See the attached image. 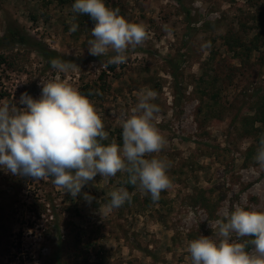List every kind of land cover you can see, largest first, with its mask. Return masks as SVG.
Returning <instances> with one entry per match:
<instances>
[{
	"label": "rangeland",
	"instance_id": "obj_1",
	"mask_svg": "<svg viewBox=\"0 0 264 264\" xmlns=\"http://www.w3.org/2000/svg\"><path fill=\"white\" fill-rule=\"evenodd\" d=\"M74 2L0 0V39L13 23L54 50L53 58L75 63L61 79L93 101L105 144L122 146L121 113L130 114L141 89L153 90L154 123L167 144L152 155L171 163L172 186L153 202L125 183L126 173L98 174L72 197L53 177L33 180L0 167V264H191L190 240L219 239L208 222L238 204L264 211V169L254 160L264 134V0H105L148 32L127 63L107 67L114 53L89 54L94 21L74 13ZM55 75L34 47L0 44V102H18L25 92L39 98L40 80ZM119 187L132 200L108 211Z\"/></svg>",
	"mask_w": 264,
	"mask_h": 264
},
{
	"label": "clouds",
	"instance_id": "obj_2",
	"mask_svg": "<svg viewBox=\"0 0 264 264\" xmlns=\"http://www.w3.org/2000/svg\"><path fill=\"white\" fill-rule=\"evenodd\" d=\"M72 11L94 21L92 38L87 41L89 54L114 53L104 67L127 63L129 50L148 38L142 23L129 22L105 0H75ZM78 28L73 23L69 31ZM50 65L56 75L40 80L39 98L25 92L18 102H0V167L33 180L53 177L52 183L72 197L98 174L108 179L126 173L125 183L138 186L157 202L172 181L168 174L171 163L152 155L167 144L154 123L160 111L152 102L156 93L141 89L130 114L121 113L122 146L115 140L105 144L109 134L93 101L61 79V74L74 71L77 65L59 58L51 59ZM254 160L264 169V134L259 137ZM84 198L88 202L95 199L88 193ZM131 200L128 189L119 187L111 191L106 208L112 211ZM208 224L219 239L200 235L190 240L191 264H264V211L238 204ZM245 237L251 239L244 241Z\"/></svg>",
	"mask_w": 264,
	"mask_h": 264
},
{
	"label": "trees",
	"instance_id": "obj_3",
	"mask_svg": "<svg viewBox=\"0 0 264 264\" xmlns=\"http://www.w3.org/2000/svg\"><path fill=\"white\" fill-rule=\"evenodd\" d=\"M13 43L30 45L41 52L49 61L53 59L54 55H56V52L45 45L44 42L34 39L29 33L24 32L18 25L9 23L6 33L0 39V44L8 45Z\"/></svg>",
	"mask_w": 264,
	"mask_h": 264
}]
</instances>
